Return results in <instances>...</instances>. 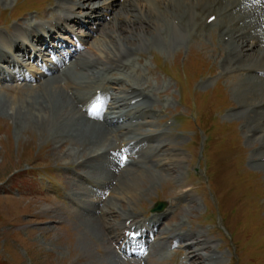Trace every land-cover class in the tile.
I'll return each instance as SVG.
<instances>
[{"label":"rangeland","instance_id":"374dc122","mask_svg":"<svg viewBox=\"0 0 264 264\" xmlns=\"http://www.w3.org/2000/svg\"><path fill=\"white\" fill-rule=\"evenodd\" d=\"M55 1L0 0V38L9 33V28L15 31L26 23L43 24L45 19L41 20L39 14L51 7L55 8L56 5H52ZM102 1L100 10L95 13L97 17L89 13V18L82 19L88 28L74 33L84 41L90 40L83 53L98 58V53H106L108 50L107 47L104 49V43L114 41L116 33L127 36L128 46L137 48L133 49L134 52L141 51L130 57L141 77L136 79L134 70L119 72H124L123 76L129 86L134 83L149 85L150 92L156 93L153 100L155 104L152 106L155 114L153 111L148 118L143 119L142 128H134L137 130L132 133L139 135L167 131L168 140L172 142L170 149L181 153L184 158L177 169L156 171L150 161V147L156 145L154 143L157 140L147 142L145 157L142 159L153 170L136 163L140 158L137 154L132 159V162L135 160L134 164L131 162L127 167H120L116 173L119 178L115 179L124 188L126 185L122 184L131 175L134 177L136 172L145 170L137 174L140 176H136L132 186L125 190L126 194H120L126 199L114 200V206L108 204L107 210L114 213H108L107 220L110 223L119 221L122 206L126 205L124 210L135 212L137 221L141 223L153 218L159 222L157 226L161 230L175 231L181 236H188L191 232L202 234L201 241L206 239L205 243L215 246L220 256L217 264H264V250L261 249L264 245V169L255 168L251 161L255 155L260 156L259 144H250L246 138L249 135L246 119L232 115L233 108L241 102L234 86L237 82L245 86L247 82L240 76L238 78V75H227L231 77L227 79L220 76V73L224 74L222 70L225 59L219 57L220 52L214 49L215 46L220 47L221 38L217 28L206 32L205 36L196 41L187 40L178 47L153 42L143 45V39L140 41L129 31L133 29L139 32L143 29L153 33L154 28L140 22V26H127L124 23L120 26L119 21L127 16L121 8V2L126 0ZM68 4L71 6L73 2ZM92 16L95 17L94 21ZM70 27L71 30L77 29L75 24L70 23ZM110 31L111 39L108 38ZM152 33L150 35L153 36ZM89 35L94 36L86 38ZM62 37L71 45V51L79 49L80 41L76 36ZM38 54L40 57L47 55ZM58 57L60 55L49 60L53 62ZM25 65H29L27 68L32 73L42 72V64L29 61ZM188 75L189 82H192L190 90L183 84V79L187 80ZM110 76L121 75L108 74L107 77ZM25 84L18 80L0 82V100L7 99V106L12 104L24 92L18 95V92H9L8 88L20 86L26 90ZM110 86L117 93L118 88L125 87L123 82L111 83ZM28 125L23 128L14 116L7 115L0 108V264H116L115 260L121 256L120 250L118 247L117 250L107 249L109 243L105 219L101 216L97 221L94 220L98 223L99 231L96 232L97 225L88 228L85 213L70 200L74 198L83 203L95 200L89 198L91 191L96 193L95 186L76 175L77 172L89 174L90 165L77 166L80 162H75L73 157L65 161L62 156L69 146L65 145L59 150L56 148L53 139L58 137L57 132L41 134L42 127L36 121ZM120 148L116 143L113 151L119 152ZM170 149L165 152L167 157L171 154ZM112 156L119 163L120 154L113 152ZM131 170L136 172L131 175L124 173ZM152 175L159 178L153 179ZM251 178H254V184ZM113 179L108 189L113 188ZM44 188L51 190L42 193ZM110 193L103 192L105 196L101 193L105 197L101 206L105 203L107 205ZM157 202L167 204L160 213L153 212ZM97 209L96 205L89 208L93 210V215H96ZM212 230H216L217 234L214 239L209 235ZM176 241H159L160 246L154 249L156 252L152 251L147 262L138 260L136 264L191 263L186 257L190 254L186 247L191 241L188 237ZM195 261V264L203 263L201 257L200 260L195 258ZM118 262L127 264L121 259Z\"/></svg>","mask_w":264,"mask_h":264},{"label":"bare ground","instance_id":"6f19581e","mask_svg":"<svg viewBox=\"0 0 264 264\" xmlns=\"http://www.w3.org/2000/svg\"><path fill=\"white\" fill-rule=\"evenodd\" d=\"M70 1L73 2L71 6L68 4ZM102 2V0H78V2H74V0H56L54 4L52 3V5H56L55 8L51 7L50 10H45L39 14L41 20L45 19L43 24L30 22L24 24L23 27L19 26L20 28L15 31L10 28L9 30L7 29L9 33L0 38V63L7 65L8 69H15L20 65L22 66L19 68L26 69L23 61L30 59L31 55L36 61L40 57L38 53L48 54L47 51L55 53L56 51L54 50H57L56 48L62 49L64 43L62 45L57 43L58 41L60 42L58 39L59 35L75 33V31L70 29V23L77 26V31L88 28L83 26L82 19L89 18L91 14L97 17L98 15L95 13L97 12L96 10H100ZM121 8L126 12L127 16L119 21L120 23L118 24L120 26L122 23L129 26L134 24L133 27L135 25L140 26L138 24L140 22L145 23L149 28H154V32H151L153 36L147 32L148 30L143 31L142 29L139 32H134L133 29H130L129 33L133 37L135 34L140 41L141 38L143 39V45L153 42L178 47L185 44L187 40L196 41L197 38L205 36V31H210L217 27L218 36L221 38L219 39L220 47L215 46L214 49L220 52L219 57L225 59L222 70L224 74L220 73V76L227 79L231 78L227 75H238V78L241 77L243 81L247 82L245 86L239 85V82L234 86V91L241 102L233 108L232 115L246 119L245 122L249 127L248 134L250 135L246 138L249 139L250 144H259L257 147H259L260 156L253 155L254 157H252L251 161L255 168L264 169V0H127L126 2H121ZM129 10L131 13H129ZM214 16L216 17L215 20L209 22V19ZM95 17L92 21H94ZM110 33L108 38L111 39L112 31ZM75 36L81 42L80 50L82 48L85 49L86 43H89L90 40L84 41L80 36ZM92 36L94 35H89L86 38L90 39ZM124 36L116 33L113 38L114 41H106L104 49L107 47L108 50L106 53H96L99 56L98 58H92L87 56L86 53H81L78 56L76 54L71 56L72 59L70 58L69 60H58L37 78L38 82L36 84L26 85V90L20 86L7 87L9 92L15 94L18 92V95L24 92V94L21 98L16 97L14 102L8 106L6 104L8 100L1 98L0 108L7 115L14 116L23 128L28 127L30 122L36 121L42 127L40 129L41 134L48 133L51 135L57 132L59 135L57 134L56 136L58 137L53 139L57 145L56 148L59 150L65 145L69 146L62 156L63 159L73 157L76 159L75 162H80L77 166L90 165V168H88L89 174L77 172L76 175L79 179L95 186L96 193L93 191L89 193V198H95V200H89L84 203L83 201L78 202L74 198L70 200L74 202L76 207L80 208L81 212L85 213L88 228L95 227L98 223L94 222V220L97 221L101 216L105 219L106 224L104 222V226H106L105 230L107 231L108 250L116 249L118 245L126 256H136L147 248H155V245L148 244L143 238L137 237L134 241L130 240L128 237L133 233H140L141 236L146 237H148L147 233H155V235H159L158 240L188 237L191 240L188 245L190 254L186 255L189 262H191L189 264H195V258L200 260V257L203 260L202 264H217L220 256L216 252L215 246L211 243H205L206 239L201 241L202 234L200 233L191 232L188 236H181L176 234L175 231L161 230L157 226L159 222L156 220H151L149 224H146V222L142 224L136 223L137 214L130 209L124 210L126 205L125 207L122 206L123 212L119 217L120 219L118 218L119 221L110 223L107 220L108 213H114V211L109 212L107 210L109 209L107 208L108 204L114 206V200L123 201L125 197L120 194H126L124 193L125 190L132 186L136 176H140L137 174L139 172L141 174V171L145 170L124 172L125 174L130 173V175L136 172V175L133 174L134 177L131 175L126 182L124 180L125 184L122 185H126V188L122 187L115 179V177L119 178L116 173L120 171V166L116 158L112 156V151L115 150L113 148L116 143L117 146L119 144L121 146L125 142L128 151L140 150L139 152L142 154L143 145L151 138L150 135H154L153 133L157 132L139 135L132 133L134 128H142L141 121L147 117L148 111L153 109L152 106L155 104L153 100L156 93L150 92L149 89L151 87L149 85L144 86V84H141L140 86L134 83L129 86L125 76H123L124 72H119L125 69L126 71L134 70L136 79L141 77L138 75V70L133 67V64H135L133 63L134 60L130 59L133 54H140L141 51L134 52L133 49L137 48L128 46L127 36ZM148 37H153L155 40H152L153 38L151 40L147 39ZM108 42L111 45H106ZM56 43L58 44L57 46L55 45ZM39 45H41L40 48H38ZM143 45L142 47H144ZM44 50L45 52H43ZM4 68L0 66V71L2 72L0 82L7 80L12 75L8 71L7 74H4ZM114 71L116 72L112 73ZM117 72L121 76L107 77L108 74L116 76L119 74ZM117 82H123L125 87L118 88L119 93H113L115 90L109 85ZM253 82L256 83L252 84ZM240 86L242 87L240 88ZM99 90H102V92L97 96ZM97 98H103L104 100H102L101 104H98V102L94 104ZM105 101L106 105H110L106 113L102 109ZM109 101H111V104H108ZM156 137L154 139L157 140L154 143L156 145L151 147L152 152L150 154V161L156 167V171L177 169L178 164L184 158L181 153L173 152L170 149L172 142L170 143L168 140L167 131L162 130ZM169 149L171 154L167 157L168 154L165 152ZM125 154L126 152L121 155ZM142 157L144 158L145 156L142 155ZM142 157L136 163L139 162V165L145 166L144 168L153 170V167L146 166L147 162ZM68 166L71 165H66V167ZM153 175V179L159 178ZM112 177H114L111 182L113 188L108 189ZM115 180L116 183H114ZM147 182L149 183V181ZM50 188H44L41 192H48L51 190ZM105 191H111L110 197L107 201L105 200L107 205L105 203L104 206H101L104 202L103 197L105 195L103 192ZM82 204H85V206ZM95 205L98 209L96 215H93V210H89V208ZM156 227L157 229H155ZM96 229V232L100 230L98 225ZM215 231L209 232V235L213 237L212 239L216 238L217 234L215 235ZM123 239H127V245L123 244L122 246L120 244ZM207 241L210 242L208 239ZM143 242L142 246L132 249V245L136 246ZM162 247L164 248V246ZM263 247L264 245H262L261 249ZM206 248H209L208 251ZM221 249L219 248V250ZM119 259L124 260L122 256H119L115 260L116 264H119Z\"/></svg>","mask_w":264,"mask_h":264},{"label":"water","instance_id":"95a60500","mask_svg":"<svg viewBox=\"0 0 264 264\" xmlns=\"http://www.w3.org/2000/svg\"><path fill=\"white\" fill-rule=\"evenodd\" d=\"M166 204L165 203H159L155 207V211H162L165 208Z\"/></svg>","mask_w":264,"mask_h":264}]
</instances>
